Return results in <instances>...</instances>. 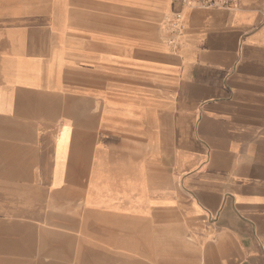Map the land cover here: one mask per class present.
I'll list each match as a JSON object with an SVG mask.
<instances>
[{
	"label": "crops",
	"instance_id": "1",
	"mask_svg": "<svg viewBox=\"0 0 264 264\" xmlns=\"http://www.w3.org/2000/svg\"><path fill=\"white\" fill-rule=\"evenodd\" d=\"M175 7L0 0V264H264V0Z\"/></svg>",
	"mask_w": 264,
	"mask_h": 264
},
{
	"label": "built area",
	"instance_id": "2",
	"mask_svg": "<svg viewBox=\"0 0 264 264\" xmlns=\"http://www.w3.org/2000/svg\"><path fill=\"white\" fill-rule=\"evenodd\" d=\"M235 0H172V4L177 6L169 13L165 14L160 23L164 34V41L173 50L180 49L184 44L186 32V18L188 10L200 8H229Z\"/></svg>",
	"mask_w": 264,
	"mask_h": 264
},
{
	"label": "rangeland",
	"instance_id": "3",
	"mask_svg": "<svg viewBox=\"0 0 264 264\" xmlns=\"http://www.w3.org/2000/svg\"><path fill=\"white\" fill-rule=\"evenodd\" d=\"M156 20V19H155Z\"/></svg>",
	"mask_w": 264,
	"mask_h": 264
}]
</instances>
